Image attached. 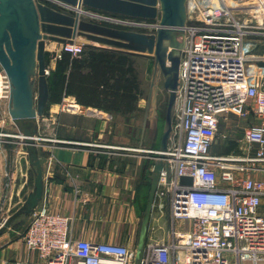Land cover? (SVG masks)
<instances>
[{"label": "built area", "instance_id": "built-area-1", "mask_svg": "<svg viewBox=\"0 0 264 264\" xmlns=\"http://www.w3.org/2000/svg\"><path fill=\"white\" fill-rule=\"evenodd\" d=\"M242 1L185 2L171 130L165 148L155 153L161 168L152 206L169 217L166 240L145 241L137 255L123 244L73 239L71 219L41 202L20 236L25 249L37 255L36 264H264V92L246 73L249 55L264 48V0H254L259 18L254 21ZM83 18L139 33H155L159 23L96 11H85ZM60 50L76 57L83 47L65 44ZM10 94L0 68V100L9 102ZM70 106L65 99L40 121L53 123L59 111H72ZM225 114L252 115L261 126L243 131L236 153L214 155L210 150ZM7 137L0 132V143ZM38 141L56 142L46 135ZM8 176L11 182L14 173ZM181 177H190L191 185L181 184Z\"/></svg>", "mask_w": 264, "mask_h": 264}, {"label": "crops", "instance_id": "crops-1", "mask_svg": "<svg viewBox=\"0 0 264 264\" xmlns=\"http://www.w3.org/2000/svg\"><path fill=\"white\" fill-rule=\"evenodd\" d=\"M74 44L83 47L84 54L77 59L85 61L86 64L88 61L85 50L102 51L84 48V45L89 42L83 37H77ZM61 46L46 42L48 75L55 69L56 62L61 58ZM69 55L72 58L71 54ZM128 56L136 73L139 93H137L136 102H132L134 109L131 114L121 115L118 112L123 109L121 103L117 102L123 90L118 89L115 83L122 84L121 77L116 73L106 74L101 71L102 76L92 78L97 85H90L89 82L87 83L89 79L84 77L90 73V69L84 67L74 70L72 77L69 68L68 85L70 90L73 87L74 94H63L58 103L49 101L43 117H48L50 111H55V108L59 107L65 99L71 106L77 108L76 112L63 114L67 111H59L53 123H46L45 120L39 119L40 127L37 136L46 135L47 138L56 140V142L38 141L44 181L41 204L46 205L54 213L71 219L73 239H83L93 243L123 244L128 247L131 241L138 240L143 219L140 217L141 214L143 217L145 214L155 163L151 162L150 155H146L145 151L138 154L130 149H124L122 152L113 151L123 148H117L114 146L117 144L111 142V140L119 139L111 133L112 128L115 127L112 123L114 118L133 115L142 103L143 89L139 60L144 62L145 71L146 61L139 57ZM256 68V75L249 67L246 68V73L250 76L251 83L264 92V63H260V66ZM81 81H86L84 85L88 84L91 95H88L89 90L87 92L79 90ZM248 104H251V101H248ZM8 111L9 102L0 100V132L4 130L1 126L5 124V119H9ZM104 115H107L108 119ZM220 122L225 129L222 135L224 147L218 154L221 156L237 152L239 139L246 128L261 126V119H256L252 115L240 118L225 114L220 118ZM6 127H9L11 131L7 134L10 138L5 143H0V207L8 205L11 194L12 181L10 182L7 177L9 173L6 170L7 164L13 161L14 167L15 157L20 148L16 138L17 131L11 121ZM78 131L83 132L84 135L79 136ZM69 132L71 135H63ZM131 163L139 166V178L136 181L128 172ZM13 173L15 175V171ZM255 176L262 177L260 174ZM145 190L144 197L142 194ZM154 211L159 210L152 206L145 241L161 242L165 239H157L151 232ZM160 214L159 217H162L163 212ZM167 224L170 228L168 215L165 227ZM176 226L179 227L180 223ZM21 234V231H17L16 238ZM2 261H29L30 264H36L38 259L34 252H28L25 249L20 240L6 243V246L0 248V264Z\"/></svg>", "mask_w": 264, "mask_h": 264}, {"label": "water", "instance_id": "water-1", "mask_svg": "<svg viewBox=\"0 0 264 264\" xmlns=\"http://www.w3.org/2000/svg\"><path fill=\"white\" fill-rule=\"evenodd\" d=\"M186 0H0V68L11 84L8 115L14 125L20 148L15 157L9 209L15 210L0 225V236L30 218L43 199L44 181L40 162L39 119L49 103L47 83L48 52L46 42L73 44L83 37L86 49L106 50L142 58L146 75L152 76L158 67L164 76L169 93L166 109V131L161 150L166 146L171 130V113L175 106L179 60L171 58L165 43L184 24ZM85 11L153 22L159 20L155 33H139L87 21ZM168 60L171 65H167ZM36 81H31L32 72ZM35 74V73H34ZM36 82V83H35ZM35 83V88L33 87ZM24 163L26 169H23ZM160 164L152 169L145 214L140 224L136 254L145 239L151 214L157 173ZM190 177H181V184L191 185ZM31 185L30 189L27 187ZM26 191L25 195L23 193Z\"/></svg>", "mask_w": 264, "mask_h": 264}, {"label": "rangeland", "instance_id": "rangeland-1", "mask_svg": "<svg viewBox=\"0 0 264 264\" xmlns=\"http://www.w3.org/2000/svg\"><path fill=\"white\" fill-rule=\"evenodd\" d=\"M240 3L241 4L244 3L243 7L247 10L250 19L253 20L257 17V11H256V7L254 6V0H245V2L242 1ZM237 7H240V4H238ZM257 19L259 18L257 17L256 20ZM182 38H183V33L181 31L175 32L171 36L172 39L171 45L169 42H167L166 44L167 52L170 53L171 58L173 59L174 58L177 60L180 59V51L183 46ZM256 51L251 54L252 56L249 55L246 62V68L249 67L250 69H252L253 74H255V72L257 71L256 67L257 66L259 67L260 63H264V48L261 49L258 48V50ZM139 62H140L141 84L143 89L142 103L140 104L136 112L133 113V115L114 118L112 123L114 124L113 126L115 127L112 128L111 133L113 134L112 136H118L119 139L117 141H115V139L111 140V142L117 144L118 146H122V147H118L117 145L112 144L117 148H123V149H115L113 151L122 152L124 151V149H130L135 151L134 153L136 154L145 151L147 152L146 155H150L149 159H151V162L154 161L155 163V153L160 150L162 137L167 128L165 116H166L167 103L169 99V93L165 88V82L169 80L170 76H164L160 71V69L156 67L154 69L152 76L147 77L143 64L144 62L142 60H139ZM166 63L167 65H171V63L168 60H166ZM31 81L32 82L36 81L35 71L32 72ZM35 83H33V87L35 86ZM174 108L171 113L172 118H173ZM66 113L71 114V111H67L63 114ZM9 122H10V118L9 119L6 118L5 124H2L1 126V129L2 130L4 129L3 131L1 130L2 133L9 134L8 131H11L9 130L10 125L9 127H6ZM224 132H225L224 126L222 122H220L219 132L217 133L215 145L212 146L210 150L211 153L214 155H218L223 150L224 145L222 141L224 139L222 138V135ZM77 133L79 134V136L84 135V133L80 131H78ZM67 134L71 135V132L63 133V135H67ZM9 138L10 137L1 138V139L7 140ZM129 153H133V152L129 151ZM131 159L134 158L131 157ZM22 165H23V169L25 170L26 167L24 163H22ZM129 167L130 168L128 172H130V174L134 176V179L136 181L139 178V166H136L134 163H131ZM6 170L7 172H9L8 175L10 174V172L12 171L14 172L13 161L12 162L9 161ZM30 187L31 185L27 187L26 191L30 189ZM26 191L23 193V195H21V197L25 195ZM145 192L146 190L142 194L144 197L146 196ZM14 210L15 208L9 209L8 205L6 206L2 205L0 207V225L6 219V217H8ZM162 212H163L162 217H159V215H161L160 212L154 211L153 218L151 221V228H152L151 232L155 238L157 239L164 238L166 240L167 233L169 230L168 229L169 224H167V226L165 227L167 220L166 210L165 211L163 210ZM142 215L143 214H141L140 219L143 218ZM29 221H30L29 218L23 219L20 221V223H18L17 225L13 226L11 229L4 232L0 236V248L6 246V243L9 242L10 243L19 242L20 236L16 238L17 237L16 232L21 231L23 234ZM183 227L186 229L188 227L187 223L184 222ZM137 241H138L137 239L131 241L129 243V246L132 248H136Z\"/></svg>", "mask_w": 264, "mask_h": 264}, {"label": "trees", "instance_id": "trees-1", "mask_svg": "<svg viewBox=\"0 0 264 264\" xmlns=\"http://www.w3.org/2000/svg\"><path fill=\"white\" fill-rule=\"evenodd\" d=\"M85 52L88 64H86L85 61L83 62L81 59H77L84 54V49L83 52L76 57L71 55L72 58H70L69 53L62 52L61 58L56 62L55 69L47 76L50 103L60 102L63 94H74L73 87H71L70 90L68 85L70 69L72 77L74 70L88 67L90 69V73L84 77L89 79L87 83L89 82L88 84L90 85H97L95 80H92V78H96L99 75L102 76V72H106V74L116 73L121 77L122 84H120V82L115 83L118 89L121 88L123 90V94L117 99V102L121 103L123 109L118 112L121 115L131 114L134 109L132 107V102H136L137 100L138 85L136 73L132 67V62L129 59V56L121 53L108 52L106 50H85ZM84 83H86V81L80 82V85L78 86L79 90L83 92H87L89 90L88 95H91L90 87L87 86L88 84L84 85Z\"/></svg>", "mask_w": 264, "mask_h": 264}, {"label": "bare ground", "instance_id": "bare-ground-1", "mask_svg": "<svg viewBox=\"0 0 264 264\" xmlns=\"http://www.w3.org/2000/svg\"><path fill=\"white\" fill-rule=\"evenodd\" d=\"M178 31L180 32V31H181V28H179ZM70 109H71L72 111H74V110H76L77 108H76L75 106H70Z\"/></svg>", "mask_w": 264, "mask_h": 264}]
</instances>
